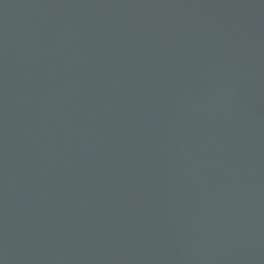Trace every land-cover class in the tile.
Returning <instances> with one entry per match:
<instances>
[{
	"label": "water",
	"instance_id": "obj_1",
	"mask_svg": "<svg viewBox=\"0 0 264 264\" xmlns=\"http://www.w3.org/2000/svg\"><path fill=\"white\" fill-rule=\"evenodd\" d=\"M0 264H264V0H0Z\"/></svg>",
	"mask_w": 264,
	"mask_h": 264
}]
</instances>
